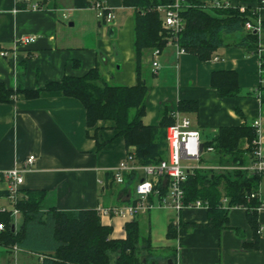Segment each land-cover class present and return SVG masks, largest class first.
I'll return each mask as SVG.
<instances>
[{
    "label": "crops",
    "instance_id": "1",
    "mask_svg": "<svg viewBox=\"0 0 264 264\" xmlns=\"http://www.w3.org/2000/svg\"><path fill=\"white\" fill-rule=\"evenodd\" d=\"M94 1L34 0L43 10L26 11L24 0H0V82L13 90H41L35 99L20 94L12 103H0V172L34 155L35 166L23 175L20 189L48 191L47 204L59 211L121 208L129 199H137L134 192L105 189L108 174L127 158L125 140L117 136L114 124L98 121L88 127L79 101L45 90L50 82H60L64 76L81 77L95 67L112 85L136 84L133 10L124 7L123 0H97L115 17L107 24L91 8ZM227 1L230 7L258 10L264 25V7L258 8L256 1ZM244 35H225L224 45L205 62L187 53L178 55L176 47L168 44L159 55L156 75L151 70L153 50H144L142 76L148 95L143 124L158 126L165 112L176 113L179 102L195 101L197 113L181 114L192 121L200 136L212 140L220 127L258 122L264 141V105L257 94L264 85L260 69L264 28L258 33V51L236 46ZM24 37L36 40L19 47ZM223 70L237 73L240 97L222 99L211 86L212 74ZM97 145L101 146L98 151ZM258 191L264 196V176ZM11 209L8 186L1 177L0 211ZM136 218L141 231L151 237V264H264V210L258 211L257 248L252 246L254 233L243 208L229 211L224 229L207 228V210L203 209H186L177 215L156 208ZM133 220L101 218L103 225L112 227V239H125V225ZM13 224L18 231L19 214ZM170 224L177 226L175 239L167 238ZM44 257L0 242V264H40Z\"/></svg>",
    "mask_w": 264,
    "mask_h": 264
},
{
    "label": "trees",
    "instance_id": "2",
    "mask_svg": "<svg viewBox=\"0 0 264 264\" xmlns=\"http://www.w3.org/2000/svg\"><path fill=\"white\" fill-rule=\"evenodd\" d=\"M256 1L258 8L264 7V0ZM174 0H123L126 8L134 12V52L136 84L134 86L112 85L100 74L98 68L91 69L81 77L64 76L60 82H50L45 90L60 92L81 103L86 112L88 127L98 121H111L117 136L125 140L127 158L137 166H154L167 157L166 130L174 123V114L165 112L158 126H146L142 118L146 112L147 86L142 76V53L147 49L162 51L172 35L162 28L159 7L170 5ZM207 0H189L188 7L181 12L184 28L174 40L185 53L200 61H209L214 52L224 45V36L243 33L236 46L259 50V35L246 31L247 22L256 25L258 10L240 7L209 8ZM264 27V25H263ZM261 77L264 81V50L260 51ZM211 86L222 99L241 96L239 77L235 71H217L212 74ZM264 105V85L257 90ZM41 90L9 89L0 82V103H12L13 97L24 95L35 99ZM260 93V94H259ZM179 113H197L198 103L181 101L177 106ZM240 115V111L236 110ZM258 140L257 129L253 124L220 127L216 136L204 143L213 148L216 163L221 166H244L253 159ZM101 146L97 145V151ZM208 163V161H207ZM139 174L133 171L123 176V183L116 184L113 172L108 174L105 189L118 192L135 193ZM264 174L248 176L240 169L216 171L195 169L182 183L185 204L200 200L207 204V228L224 229L229 224L231 208L246 210L249 224L254 233V248L258 247L260 225L258 223L259 185ZM169 179L161 177L157 194L148 198L149 203L161 201L168 192ZM117 186H119L117 188ZM21 198L15 208L22 217L18 231L14 230L11 211H0V242L5 246L45 255L40 264H146L139 260V254H152L151 237L144 235L135 217L125 225L126 238L112 239L113 229L103 225L98 209L81 211H59L47 204L49 192L46 190H20ZM255 194L257 196L252 197ZM228 200L222 207L221 199ZM137 199H129L126 205L135 206ZM238 233L237 231H235ZM177 237V226L170 224L167 238Z\"/></svg>",
    "mask_w": 264,
    "mask_h": 264
},
{
    "label": "built area",
    "instance_id": "3",
    "mask_svg": "<svg viewBox=\"0 0 264 264\" xmlns=\"http://www.w3.org/2000/svg\"><path fill=\"white\" fill-rule=\"evenodd\" d=\"M189 0H174L170 5L159 7L158 11L161 16L162 28L168 31L172 37L168 39L167 45H173L177 49V54H186L184 50L180 49L178 44L174 42L177 35L184 28V20L181 17V12L188 7ZM26 11H42L43 8L39 3L34 0H24ZM264 3V1H263ZM209 8H226L230 7L227 0H216L208 2ZM91 8L94 9L98 16L103 19L107 24H111L114 20L113 13L101 1H94L91 3ZM241 12L245 10L240 7ZM65 17V15H64ZM261 21L258 19L256 25L250 22L245 24L246 31L261 32L263 29ZM34 37H24L18 41L19 47H25L35 42ZM161 51L159 49L153 50V61L151 70L154 75L160 71V64L158 61ZM2 57H6V52H1ZM260 94V93H259ZM253 126L257 129L258 140L254 142L257 145L253 154V159L248 165L244 166H221L218 164H208L206 156L213 154L214 150L211 147L205 148L204 143L201 142V136L197 129L194 128L192 121L183 116L181 113L174 114V123L166 130V143H167V157L158 165L140 167L134 164L133 160L127 158L125 161L113 171L114 181L116 184L123 183V176L133 171L142 172L143 178L138 182L135 194L137 196V204L135 206H126L121 208H98L100 218H108L110 216H120L122 218H135L142 211H150L154 208H168L179 215L186 209H203L207 210V204L197 200L195 202L185 204L184 190L182 183L186 180L187 175L195 169H210L216 171L240 169L247 172L248 176L264 174V141L260 136V125L254 122ZM37 159L34 155L27 157L23 162L16 164L11 169L0 172L8 186V199L12 206V217L18 215V210L15 208L16 202L21 198L20 187L23 184V175L33 170ZM194 162L196 166L183 165V163ZM206 164V165H202ZM161 177L169 179L167 195L158 201V205L149 203L148 198L151 195L157 194L156 186ZM257 195L253 194L252 197ZM260 205L258 211L264 210V196L258 193ZM228 200L223 197L221 199L222 207H227ZM238 208V207H235ZM233 209V208H231ZM230 209V210H231ZM4 229L3 224H0V231ZM261 232V229L260 231Z\"/></svg>",
    "mask_w": 264,
    "mask_h": 264
},
{
    "label": "rangeland",
    "instance_id": "4",
    "mask_svg": "<svg viewBox=\"0 0 264 264\" xmlns=\"http://www.w3.org/2000/svg\"><path fill=\"white\" fill-rule=\"evenodd\" d=\"M209 140H211V138H210V139H207L205 135H202V136H201V142H202V143L208 142ZM206 158H207L208 164H216V163H210L211 160H215V156H214L213 154H211L210 156L207 155ZM126 159H127V158H126ZM133 162H134V161H133ZM134 164L137 165L136 162H134ZM183 165H188V166H193V167H194V166H196L197 164L194 163V162H191V163H183ZM202 165L204 166V165H206V164H202ZM138 173L142 175V172H138ZM154 205H158V201H157V200H155ZM126 206H130V205H125L124 207H126ZM154 209H156V208H154ZM154 209H152V210H154ZM158 209H160V208H158ZM162 209H168V208H162ZM170 210H171V209H170ZM172 212H173V211H172ZM18 214H19V212H18ZM19 215H20V214H19ZM142 233H143V232H142ZM143 234H144V233H143ZM144 235H145V234H144ZM139 260L145 262L146 264H151L152 255H151L150 253H148V252H142V253L139 254Z\"/></svg>",
    "mask_w": 264,
    "mask_h": 264
},
{
    "label": "water",
    "instance_id": "5",
    "mask_svg": "<svg viewBox=\"0 0 264 264\" xmlns=\"http://www.w3.org/2000/svg\"><path fill=\"white\" fill-rule=\"evenodd\" d=\"M256 33V32H255Z\"/></svg>",
    "mask_w": 264,
    "mask_h": 264
}]
</instances>
